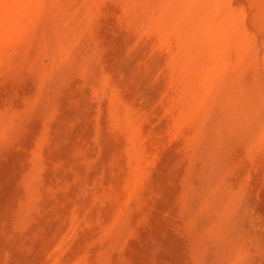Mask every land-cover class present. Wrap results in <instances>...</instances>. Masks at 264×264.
I'll return each instance as SVG.
<instances>
[{
	"label": "rangeland",
	"instance_id": "obj_1",
	"mask_svg": "<svg viewBox=\"0 0 264 264\" xmlns=\"http://www.w3.org/2000/svg\"><path fill=\"white\" fill-rule=\"evenodd\" d=\"M0 264H264V0H0Z\"/></svg>",
	"mask_w": 264,
	"mask_h": 264
}]
</instances>
